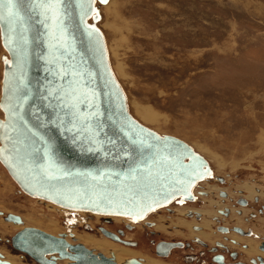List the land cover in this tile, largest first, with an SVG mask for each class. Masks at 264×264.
Wrapping results in <instances>:
<instances>
[{"label":"water","instance_id":"95a60500","mask_svg":"<svg viewBox=\"0 0 264 264\" xmlns=\"http://www.w3.org/2000/svg\"><path fill=\"white\" fill-rule=\"evenodd\" d=\"M107 2L0 0V42L8 53L1 55L0 162L31 197L141 221L173 201L193 199L213 171L190 143L130 113L96 25L98 5ZM4 220L23 224L10 212ZM66 235L24 225L11 245L38 264H141L118 263L112 251ZM0 257V264H13Z\"/></svg>","mask_w":264,"mask_h":264},{"label":"rangeland","instance_id":"374dc122","mask_svg":"<svg viewBox=\"0 0 264 264\" xmlns=\"http://www.w3.org/2000/svg\"><path fill=\"white\" fill-rule=\"evenodd\" d=\"M100 13L96 25L131 114L190 143L219 175L264 183V0H110ZM2 54L8 56L0 42V87ZM0 211L52 234L70 231L78 242L106 255L115 251L119 259L142 255L154 264H185L177 255L155 257L137 229L126 235L139 246L128 247L97 232L101 220L88 211L72 213L28 196L1 163ZM85 219L94 230H85ZM20 228L0 219V250L20 264H38L13 255L4 241Z\"/></svg>","mask_w":264,"mask_h":264},{"label":"flooded vegetation","instance_id":"af4514ba","mask_svg":"<svg viewBox=\"0 0 264 264\" xmlns=\"http://www.w3.org/2000/svg\"><path fill=\"white\" fill-rule=\"evenodd\" d=\"M212 171L206 181L196 185L193 199L173 201L150 212L144 221L89 213L93 218L98 217L100 224L95 229L85 219L83 227L85 230L94 228L103 237L128 247L139 246L138 239L126 235L137 229L147 237L155 257L169 259L177 255L185 264H264V250L260 248L264 244V183L251 179L238 184L237 178L219 175L213 166ZM173 216L177 217L173 219ZM109 224L116 228L111 229ZM102 230L112 233L114 238L107 237ZM164 231L170 232L167 234L171 237H166ZM13 234L4 239L12 254L20 255L22 260H33L12 247ZM0 254L5 256L1 250ZM128 258L139 259L141 264H154L142 255Z\"/></svg>","mask_w":264,"mask_h":264},{"label":"bare ground","instance_id":"6f19581e","mask_svg":"<svg viewBox=\"0 0 264 264\" xmlns=\"http://www.w3.org/2000/svg\"><path fill=\"white\" fill-rule=\"evenodd\" d=\"M109 2H110V0H108V2L106 3V4H100L102 7H105V6H107L108 4H109ZM100 5H98V8H99V11H100ZM104 34V33H103ZM104 38H105V41H106V37H105V35H104ZM106 47H107V51H108V59H109V61H110V57H109V50H108V46H107V42H106ZM6 51V50H5ZM7 52V51H6ZM8 54V53H7ZM110 65H111V68H112V70L114 71V69H113V67H112V64H111V62H110ZM114 74H115V76H116V78L118 79V77H117V75H116V73H115V71H114ZM119 81V80H118ZM121 84V83H120ZM122 86V85H121ZM123 88V87H122ZM127 96V95H126ZM127 105H128V99H127ZM128 109H129V106H128ZM130 111V110H129ZM131 113V112H130ZM153 117H152V115L151 114H149L148 116H147V119L148 120H153L152 119ZM1 163V162H0ZM2 164V163H1ZM12 178V177H11ZM14 181V180H13ZM204 181H206V180H204ZM203 181V182H204ZM202 181H200L199 183H198V185L201 183ZM16 183V182H15ZM197 185V186H198ZM196 187V186H195ZM23 192V191H22ZM26 194V193H25ZM28 195V194H27ZM28 196H30V195H28ZM31 197V196H30ZM34 199H37V200H39V201H44V202H47V203H50V204H53L54 206H56V207H58V208H61V209H65L64 207H61V206H59V205H56V204H54L53 202H50V201H47V200H44V199H42V198H37V197H33ZM50 206V205H49ZM66 210V209H65ZM71 211H73V210H71ZM74 211H77V210H74ZM158 211V210H157ZM77 212H81V211H77ZM87 212V211H86ZM154 212V211H153ZM156 212V211H155ZM88 213H91V214H94V215H96V216H103V215H100V214H97V213H92V212H88ZM5 214L3 213V214H0V216L1 217H3ZM149 215H150V213H149ZM149 215H147L143 220H141V221H144ZM106 216V215H105ZM108 217H122V218H127V217H124V216H118V215H107ZM22 218V217H21ZM87 218V217H86ZM3 219H4V217H3ZM128 219V218H127ZM22 220H23V218H22ZM141 221H138V222H141ZM8 222V221H7ZM137 222V221H136ZM11 224H13V225H15V226H17V227H23L24 225H26L25 224V221L23 220V224H21V225H17V224H15V223H12V222H10ZM72 233V232H71ZM67 235H66V238L68 237L69 239H71L73 242H75V241H77V239H76V237H75V235L72 233V235H69L68 233H66ZM67 238V239H68ZM18 251V250H17ZM97 251V250H96ZM112 251V250H111ZM113 253H114V258H115V261L116 262H118V263H120V262H122L124 259H122V258H118V254L116 255V252L115 251H112ZM8 255V254H7ZM4 259H6V260H8V261H10L11 263H13V264H15V262H16V264L17 263H21L22 261L21 260H19V258H17V257H13V256H11V255H8V256H4ZM139 260V259H138ZM21 261V262H20ZM62 263L63 262H65L64 264H66L67 263V260H60ZM59 262V261H58Z\"/></svg>","mask_w":264,"mask_h":264}]
</instances>
